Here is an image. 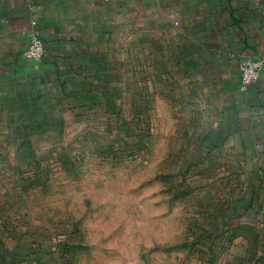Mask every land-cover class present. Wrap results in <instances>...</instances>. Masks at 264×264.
Here are the masks:
<instances>
[{
	"label": "rangeland",
	"instance_id": "obj_1",
	"mask_svg": "<svg viewBox=\"0 0 264 264\" xmlns=\"http://www.w3.org/2000/svg\"><path fill=\"white\" fill-rule=\"evenodd\" d=\"M139 100L119 111L61 102L10 154L0 264H264L244 182L214 171L192 111Z\"/></svg>",
	"mask_w": 264,
	"mask_h": 264
},
{
	"label": "crops",
	"instance_id": "obj_2",
	"mask_svg": "<svg viewBox=\"0 0 264 264\" xmlns=\"http://www.w3.org/2000/svg\"><path fill=\"white\" fill-rule=\"evenodd\" d=\"M35 37L40 63L24 57ZM246 58L264 60V0H0V176L61 102L119 111L143 95L192 111L264 236V72L243 91Z\"/></svg>",
	"mask_w": 264,
	"mask_h": 264
},
{
	"label": "built area",
	"instance_id": "obj_3",
	"mask_svg": "<svg viewBox=\"0 0 264 264\" xmlns=\"http://www.w3.org/2000/svg\"><path fill=\"white\" fill-rule=\"evenodd\" d=\"M47 54L45 43L38 37L31 40L24 52L25 59L36 63L42 62ZM264 72V60L259 58H246L240 65V82L243 91L259 82Z\"/></svg>",
	"mask_w": 264,
	"mask_h": 264
}]
</instances>
